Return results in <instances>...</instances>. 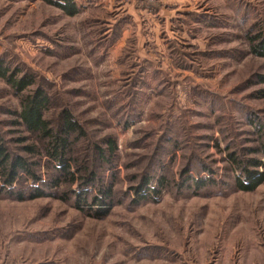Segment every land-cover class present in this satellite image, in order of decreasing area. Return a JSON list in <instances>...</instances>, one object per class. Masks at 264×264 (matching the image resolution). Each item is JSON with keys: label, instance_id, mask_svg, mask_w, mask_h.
I'll return each mask as SVG.
<instances>
[{"label": "rangeland", "instance_id": "1", "mask_svg": "<svg viewBox=\"0 0 264 264\" xmlns=\"http://www.w3.org/2000/svg\"><path fill=\"white\" fill-rule=\"evenodd\" d=\"M77 1L68 17L41 0H0V59L49 95L46 118L65 108L79 122L74 155L115 143L111 165L89 162L114 208L86 217L62 189L0 196V264H264V183L238 191L229 158L259 160L264 173V60L246 41L264 0ZM19 109L0 80V135L14 153L28 136L13 123ZM159 176L164 188L137 200L130 188Z\"/></svg>", "mask_w": 264, "mask_h": 264}, {"label": "trees", "instance_id": "2", "mask_svg": "<svg viewBox=\"0 0 264 264\" xmlns=\"http://www.w3.org/2000/svg\"><path fill=\"white\" fill-rule=\"evenodd\" d=\"M41 1L58 8L68 17L79 13L73 0ZM92 12L96 13L97 10ZM119 26L120 22L114 26L115 39L120 37L117 31ZM135 41L130 39L125 44L135 45ZM246 41L249 53L264 60V20L255 24L246 34ZM171 46V51L174 53L175 45L171 43ZM127 51V48L124 49L125 55ZM123 58L124 56L119 60L120 65L123 60L126 61ZM174 60L182 61V58L178 56ZM134 67H136L135 63L132 65V68ZM0 80L19 100L20 109L16 114L19 122H13L14 125L23 127L28 135L17 140L20 153L11 152L0 135V196L18 202L31 201L56 198L57 193L62 189L59 199L65 203L71 202V207L84 216L95 219L106 218L114 208V190L111 185L103 183V174H98L95 166L89 165V162L92 163L94 156L97 155L102 161L106 160V164L111 165L116 151L115 143L106 139L105 149L95 147V154L93 149L86 158L74 155V147L85 137V132L72 113L62 108L55 120L46 118L50 110L49 95L43 88L36 85L37 82L31 74H22L17 69L11 70L9 65L4 64L1 59ZM256 83L264 85V75H258ZM169 142L172 148L176 146L174 141ZM261 153L264 156V147ZM229 158L239 174L234 182L238 191L253 192L264 183V173L258 171L263 165L259 160L243 161L234 154L229 155ZM191 181L196 190L214 184L212 180ZM164 186L165 181L162 176L156 179L145 177L130 190L137 196V200L144 201L152 197V194L158 193Z\"/></svg>", "mask_w": 264, "mask_h": 264}, {"label": "crops", "instance_id": "3", "mask_svg": "<svg viewBox=\"0 0 264 264\" xmlns=\"http://www.w3.org/2000/svg\"><path fill=\"white\" fill-rule=\"evenodd\" d=\"M82 3L85 1V5H87V6H91V3H86V2H88L87 0H80ZM105 3H106V5L107 6H112L113 4H114V2L116 1V0H103ZM92 2V1H91ZM133 2H134V4H135V6H137L136 5V3H135V1L133 0ZM78 1L77 0H75V4H76V6L78 7ZM89 4V5H88ZM83 5V4H82ZM84 5V6H85ZM93 5V4H92ZM93 6H96V5H93ZM124 43V42H123Z\"/></svg>", "mask_w": 264, "mask_h": 264}]
</instances>
